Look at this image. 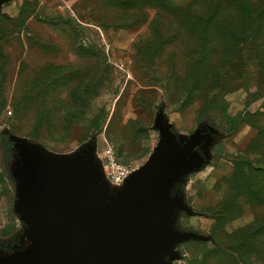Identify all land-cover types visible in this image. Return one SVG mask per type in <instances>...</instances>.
I'll list each match as a JSON object with an SVG mask.
<instances>
[{"label": "rangeland", "instance_id": "rangeland-1", "mask_svg": "<svg viewBox=\"0 0 264 264\" xmlns=\"http://www.w3.org/2000/svg\"><path fill=\"white\" fill-rule=\"evenodd\" d=\"M24 174L51 210L168 203L153 264H264V0H0L6 264L42 240Z\"/></svg>", "mask_w": 264, "mask_h": 264}, {"label": "water", "instance_id": "water-1", "mask_svg": "<svg viewBox=\"0 0 264 264\" xmlns=\"http://www.w3.org/2000/svg\"><path fill=\"white\" fill-rule=\"evenodd\" d=\"M42 181L45 182L43 179ZM41 197L38 203L35 202L34 194L32 197V203L41 219V243L17 264H107L102 256L86 254L81 248L83 228L80 214L82 208H89L90 204L84 206L80 203L81 206H78L80 200L76 198L69 208L62 207L61 204L51 210L46 205L45 198L42 195ZM136 198L144 201L145 206L140 211L129 209L122 216L117 245L123 259L119 263L115 262L116 264H153L162 247L160 239L168 233L169 204L166 203L162 211L157 212L154 201L148 200L146 203V198L141 193ZM91 228L101 238H106L105 229L100 223L92 222Z\"/></svg>", "mask_w": 264, "mask_h": 264}, {"label": "crops", "instance_id": "crops-1", "mask_svg": "<svg viewBox=\"0 0 264 264\" xmlns=\"http://www.w3.org/2000/svg\"><path fill=\"white\" fill-rule=\"evenodd\" d=\"M125 195L121 196L120 205L118 207L113 206L112 197H108L107 199L103 200H96L91 202V205L89 208H82V212L84 214H80L81 220H82V228L85 230H89L94 238L96 239L98 244H101L102 247L101 250L98 249L95 253H88L85 250H83L86 254L92 255V256H102L107 264H111L108 262V256L106 255L105 250L108 249H115L120 250L119 246L117 245V241L120 237L121 232V219L122 216L129 211V209L133 210H142L144 208L143 204L140 205L137 202L139 200L137 198H134L135 195H128V187H124ZM98 222L100 223L106 232V238H101L97 233L94 232V230L91 228L92 222ZM82 248V247H81ZM120 254V253H119ZM120 262L123 259V255L120 254ZM118 257V259H119ZM117 261V263H119Z\"/></svg>", "mask_w": 264, "mask_h": 264}, {"label": "trees", "instance_id": "trees-1", "mask_svg": "<svg viewBox=\"0 0 264 264\" xmlns=\"http://www.w3.org/2000/svg\"><path fill=\"white\" fill-rule=\"evenodd\" d=\"M22 178H23V181L32 190V192L35 196V200H36L35 202L38 203L39 201H41L42 197H41V194L39 193L38 186H40L41 189L43 188L44 183H43L42 179L36 174H33V175L24 174L22 176Z\"/></svg>", "mask_w": 264, "mask_h": 264}, {"label": "built area", "instance_id": "built-area-1", "mask_svg": "<svg viewBox=\"0 0 264 264\" xmlns=\"http://www.w3.org/2000/svg\"><path fill=\"white\" fill-rule=\"evenodd\" d=\"M109 177L111 181L119 182L124 179L128 174V169L126 167L117 165L113 159L109 163Z\"/></svg>", "mask_w": 264, "mask_h": 264}]
</instances>
